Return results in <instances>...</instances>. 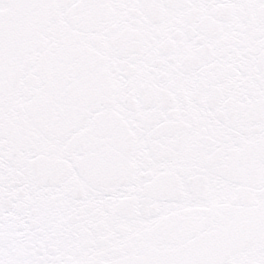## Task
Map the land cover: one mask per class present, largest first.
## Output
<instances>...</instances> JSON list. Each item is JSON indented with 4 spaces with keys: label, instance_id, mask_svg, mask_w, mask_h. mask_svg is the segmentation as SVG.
Wrapping results in <instances>:
<instances>
[{
    "label": "snow or ice",
    "instance_id": "1",
    "mask_svg": "<svg viewBox=\"0 0 264 264\" xmlns=\"http://www.w3.org/2000/svg\"><path fill=\"white\" fill-rule=\"evenodd\" d=\"M0 264H264V0H0Z\"/></svg>",
    "mask_w": 264,
    "mask_h": 264
}]
</instances>
